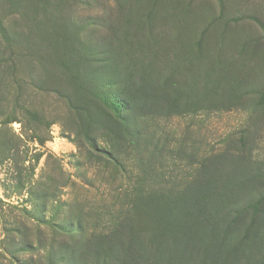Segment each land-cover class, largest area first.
Instances as JSON below:
<instances>
[{
    "label": "rangeland",
    "instance_id": "obj_1",
    "mask_svg": "<svg viewBox=\"0 0 264 264\" xmlns=\"http://www.w3.org/2000/svg\"><path fill=\"white\" fill-rule=\"evenodd\" d=\"M210 181L230 250L193 261L173 209ZM0 264H264V0H0Z\"/></svg>",
    "mask_w": 264,
    "mask_h": 264
},
{
    "label": "trees",
    "instance_id": "obj_2",
    "mask_svg": "<svg viewBox=\"0 0 264 264\" xmlns=\"http://www.w3.org/2000/svg\"><path fill=\"white\" fill-rule=\"evenodd\" d=\"M104 55L99 51L87 50L81 54L80 58L78 57V63L81 66H85L89 69H93V66L96 69L100 70L104 64ZM79 59L82 62H79ZM82 67V72H87V69ZM109 94V95H108ZM94 98L96 100H90V105L93 113L86 114V119L89 126H95L100 128L102 132H105L108 135L116 134L117 129H123L127 131L129 129V124H127V119L125 113L128 112L127 104L125 100L121 97L110 96V93H105L103 96H98V93L95 94ZM70 104V101H67ZM72 106V105H71ZM79 109H75L77 113ZM93 114V115H92ZM78 120L82 118V113L78 116ZM88 117V118H87ZM85 122L81 120L80 122ZM113 150V149H112ZM105 159L110 160L114 163L112 157L107 153H101ZM116 165V164H115ZM204 191L200 190L198 193H195L192 197L187 199L183 198V195H180L182 200L177 203L178 208H174L173 212L176 217H179L181 223L179 225V237L183 236L182 241H191L190 244L183 247L182 253L189 255L193 261H195L199 255H205L209 260L213 257H220V255L227 254L230 250L229 245L231 241L229 240L228 234L222 241H217L216 237L212 236V231L217 229V224L213 222L214 217L212 215V210H216L220 207L218 204L220 199L218 193L213 190V182L208 183L207 188H203ZM169 202L170 201L168 197ZM176 200H174L175 202ZM260 212H257L259 215ZM256 217V214L252 218ZM263 217V215H261ZM193 220H192V219ZM189 219V223L187 221ZM197 220V222H195ZM256 219H251L249 221V226L246 231V238L248 236L256 237V232L253 230L256 229ZM218 242V243H217ZM218 260V259H217ZM206 262V260H204ZM215 261H213L214 263Z\"/></svg>",
    "mask_w": 264,
    "mask_h": 264
}]
</instances>
